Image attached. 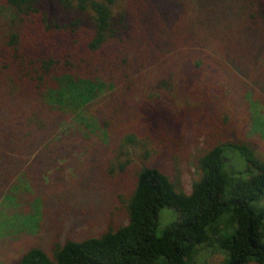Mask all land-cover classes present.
Returning <instances> with one entry per match:
<instances>
[{
	"label": "trees",
	"instance_id": "obj_1",
	"mask_svg": "<svg viewBox=\"0 0 264 264\" xmlns=\"http://www.w3.org/2000/svg\"><path fill=\"white\" fill-rule=\"evenodd\" d=\"M216 1L1 0L10 16L0 32V188L30 143L37 177L53 162L45 157L41 131L25 122L29 103L45 110L71 96L74 109H106L99 126L112 129L101 139L109 143L99 141L95 152L113 189L102 209L106 228L99 235L86 229L57 236L71 224L62 216L69 214L63 199L64 219L56 222L49 248L31 247L16 264H198L202 253L215 251L225 255L221 264H264V120L240 74H232L246 66L234 62L235 53L228 56L230 48L226 58L237 68L225 67V60L215 65L203 50L182 48L174 37L176 12L188 4L201 11ZM245 1V35L258 48L264 0ZM245 101V127L236 129ZM182 104L193 109V140L204 138L190 193L177 184L178 147L169 167L158 163ZM123 207L126 223L108 224ZM164 208L177 218L159 233Z\"/></svg>",
	"mask_w": 264,
	"mask_h": 264
},
{
	"label": "rangeland",
	"instance_id": "obj_2",
	"mask_svg": "<svg viewBox=\"0 0 264 264\" xmlns=\"http://www.w3.org/2000/svg\"><path fill=\"white\" fill-rule=\"evenodd\" d=\"M246 9L250 7L245 0H219L212 7H205L201 11L197 7L191 9L188 4L185 11L175 13L177 23H173V30L176 32L174 37L182 48L192 46L193 49L203 50L215 65L225 60V67L229 65L237 68L236 63L238 66H246V72L239 68L232 74L234 77H239L240 74V79L245 83L246 95L258 103L257 114L264 120V42H260L258 48L250 47L252 44L245 35L248 22L243 12H247ZM0 12L1 32L10 16V12L3 9L1 0ZM229 48L232 51L228 54L226 50ZM234 53L238 56L232 58L236 63L226 58L227 54L234 56ZM70 97L56 107L46 106L45 110L35 103L27 105L25 122L27 126L31 124L36 131H41V141H45V157L52 158L53 162L45 166V170L37 177L32 171L35 168L30 165L33 160L28 161L36 147L34 143H30L21 158L23 164L20 163L19 168L6 177L3 187L1 186L0 264H16L31 247L49 248L54 240V232L59 227L56 222L64 219L58 203L63 199L69 204V214L65 210L62 216L68 218L66 220L71 224L59 229L57 236L64 239L68 234L80 233L86 229L92 235H99L106 228L108 219L102 209L105 204L108 206L112 202L113 189L109 188L110 184L105 183L102 169L96 163L101 162V156L99 153L98 156L95 155V152L99 141L103 142L101 139H104L105 132L109 135L112 131L99 126V120L108 117V111L98 107L74 109L70 105ZM181 106V115L171 120V140L159 155L158 163L160 167H169V154L178 147L180 153L176 165L180 172L177 184L186 193H190L194 180L199 177L195 159L203 149L204 138L193 140V109L190 110L189 105ZM243 107L245 112L241 110ZM240 110L236 129H243L244 120L241 118L249 113V103L245 101ZM33 112H36V116L31 115ZM100 125L103 126L101 123ZM252 136L254 140L257 139L255 135ZM223 139L221 137L218 141ZM108 143L104 141L102 145ZM259 143L261 147L263 142ZM60 144L65 145L63 152L59 150ZM56 150L58 153H55ZM56 218L58 220L55 221ZM176 218L174 210L164 208L159 216V233ZM126 221L127 213L123 207L114 209L108 224L114 226ZM200 257L198 264H221L225 255L215 251L212 254L202 253Z\"/></svg>",
	"mask_w": 264,
	"mask_h": 264
}]
</instances>
